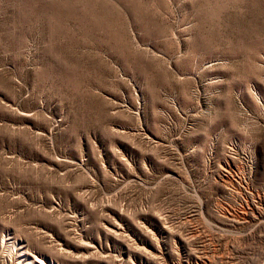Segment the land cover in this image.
Instances as JSON below:
<instances>
[{
    "label": "rangeland",
    "instance_id": "374dc122",
    "mask_svg": "<svg viewBox=\"0 0 264 264\" xmlns=\"http://www.w3.org/2000/svg\"><path fill=\"white\" fill-rule=\"evenodd\" d=\"M0 264H264V0H0Z\"/></svg>",
    "mask_w": 264,
    "mask_h": 264
}]
</instances>
